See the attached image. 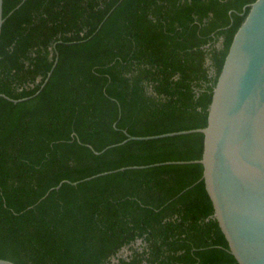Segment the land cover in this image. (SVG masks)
Segmentation results:
<instances>
[{"label": "trees", "instance_id": "obj_1", "mask_svg": "<svg viewBox=\"0 0 264 264\" xmlns=\"http://www.w3.org/2000/svg\"><path fill=\"white\" fill-rule=\"evenodd\" d=\"M22 1L3 0L0 93L35 94L56 52L58 62L36 96L0 98V258L239 264L200 163L127 169L45 195L63 180L200 159L199 132L94 150L127 135L205 127L244 7L255 0H24L15 9Z\"/></svg>", "mask_w": 264, "mask_h": 264}, {"label": "water", "instance_id": "obj_2", "mask_svg": "<svg viewBox=\"0 0 264 264\" xmlns=\"http://www.w3.org/2000/svg\"><path fill=\"white\" fill-rule=\"evenodd\" d=\"M247 7L249 11L233 36L213 88L205 127L149 136L127 135L122 142L101 151L94 150L95 154H101L130 140H153L199 132L204 136L200 159L126 166L80 181L63 180L45 196L65 182L77 185L127 169L200 163L203 166L201 180L204 181L213 205L214 218L228 242L229 251L239 264H264V0H255L244 10ZM5 19L3 0H0V35ZM57 62L56 52L52 68L35 94L14 99L0 93V98L18 103L36 96L48 82ZM112 262H117V259L113 258ZM0 264L17 263L0 258Z\"/></svg>", "mask_w": 264, "mask_h": 264}, {"label": "rangeland", "instance_id": "obj_3", "mask_svg": "<svg viewBox=\"0 0 264 264\" xmlns=\"http://www.w3.org/2000/svg\"><path fill=\"white\" fill-rule=\"evenodd\" d=\"M130 252L128 251V249H124L120 252L121 255L123 256H127Z\"/></svg>", "mask_w": 264, "mask_h": 264}]
</instances>
